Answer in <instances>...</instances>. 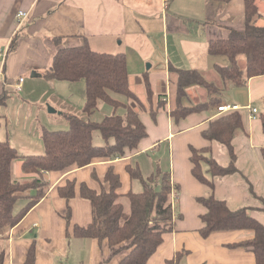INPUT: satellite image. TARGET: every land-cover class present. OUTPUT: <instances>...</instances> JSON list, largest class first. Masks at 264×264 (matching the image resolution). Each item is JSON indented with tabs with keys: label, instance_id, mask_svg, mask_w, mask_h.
<instances>
[{
	"label": "crops",
	"instance_id": "0c3cea01",
	"mask_svg": "<svg viewBox=\"0 0 264 264\" xmlns=\"http://www.w3.org/2000/svg\"><path fill=\"white\" fill-rule=\"evenodd\" d=\"M256 1L260 14L257 23L264 26V0ZM245 2L168 0L165 4L163 0H0V54L3 55L0 58V140H8L21 154L44 153L36 141L42 139L44 144L43 133L51 130L42 117L47 103L65 117L74 113L71 107L75 105L84 112L85 80L70 83L44 75L53 65L55 53L60 48L80 46L87 41L95 51L123 52L127 55L130 80L132 69L135 75L143 78L144 85L145 77H149L153 90L151 71L154 59L158 61V57L166 63V73H163L166 80L172 79L170 68L193 69L205 77L208 74L206 79L219 88L210 93L201 85L187 87V96L182 103L186 102L185 98L189 102L206 98L204 101L215 100L217 103L178 120L170 115L175 98L170 84L166 92L156 98L154 95L155 106L159 97L167 103H161L155 118L149 109L136 107L148 132L137 149L115 160L96 159L81 168L73 166L65 171H45L44 175L51 181L48 194L11 229L8 237L0 239L3 264L23 263L33 241L37 245L35 264H101L104 259L108 260L107 264H117L120 256L112 257L113 249L106 240L100 245L95 239L78 237L72 232L75 223L86 226L91 221L92 205L82 198L79 186L86 182L100 191L101 185L92 176L93 172L103 180L112 165L121 176L119 192L143 190L141 181L127 173L129 163L138 164L145 177L154 174L158 168L168 171L172 181L181 188L178 199H174L177 202L174 230L165 233L164 242L147 264H167V259L183 249L189 251L183 258L185 264H255L256 256L252 251L228 246L253 237V230L217 231L207 238L201 236V215L207 207L197 199L214 194L226 200L232 209L251 207L250 214L264 224V128L261 120L264 110L257 104L264 103V76H254L240 86L225 82L217 68L230 65L231 59L226 55H210L208 45L211 39L229 37L231 29H244ZM25 10L30 15L20 26L17 13ZM237 58L242 66L246 64L244 54ZM33 72L37 76L33 77ZM66 93L69 98L65 97ZM190 103L188 105L198 104ZM227 103L239 105L238 111L243 115V125L236 130L232 141L238 170L212 176L214 184L210 187L192 173L191 147H210V155L221 165L229 166L232 158L227 146L203 135L214 119L227 114L218 112V106ZM253 108H257L256 117L252 114ZM96 112L91 116L86 114L85 119L100 120V116H95ZM94 134L95 142L102 143L101 134ZM12 165L14 171V162ZM16 165L14 179L23 175L21 160ZM204 169H208V164L207 168L204 164ZM73 179L77 180V195L69 203L72 224L68 228L65 218L68 202L57 188ZM75 239L80 242L78 255L72 261L71 246Z\"/></svg>",
	"mask_w": 264,
	"mask_h": 264
},
{
	"label": "trees",
	"instance_id": "16d2710c",
	"mask_svg": "<svg viewBox=\"0 0 264 264\" xmlns=\"http://www.w3.org/2000/svg\"><path fill=\"white\" fill-rule=\"evenodd\" d=\"M245 1L244 29H231L229 37L211 39L208 44L210 55H226L231 59L230 65L217 69L225 82L229 81L235 86L246 83L254 76H264V26L257 23L260 17L257 1ZM239 54L246 57L244 66L238 62ZM52 64L44 73L49 79L67 82L85 80L84 112L88 116L99 109V103L105 102L114 109L110 115L101 117L100 120L89 117L82 119L74 113L66 114L69 129L47 130L43 133V154H21L8 140H0V239L8 237L11 229L18 226L33 206L48 194L51 181L44 175L45 171H65L73 166L85 167L96 159L115 160L126 156L129 151L137 149L143 138L148 136L146 125L136 107L149 109L151 116L155 118L161 103L167 104L162 97L158 98L156 106L153 104L154 90L147 76L146 101L131 88L127 55L123 52L95 51L85 41L80 46L58 49ZM170 73L173 75L170 81L172 88L174 85L175 95L174 105L170 108L172 117L179 120L217 103L215 100L201 101L197 105L182 103L189 86L201 85L210 93L219 88L210 83L199 70L170 68ZM2 99H6L5 95ZM261 120L264 128V114L261 115ZM242 125L243 115L239 111H228L214 119L203 131L207 139H216L227 146L232 158L229 166L225 167L213 158L210 147H191L192 173L200 182L213 187V177L238 170L232 141L236 130ZM95 132L101 134L102 143L95 142ZM262 153L264 157V148ZM18 158L21 159L23 175L14 179L12 164ZM204 164H208L207 170L204 169ZM126 171L133 179L141 181L142 191L130 189L127 193L119 192L118 189L122 186L121 176L112 165L107 169L103 180L96 172L92 174L101 185L100 191L86 182L80 184V195L92 205L91 221L86 226L75 223L72 234L95 239L100 245L106 240L113 249L112 257L120 256L117 264H147L164 242L165 233L174 230L176 216L173 193L180 192L181 188L172 181V175L168 171L160 168L148 177L142 175L138 164L129 163ZM76 185L77 180L73 179L57 188L68 202L65 216L68 228L72 224V207L69 203L77 195ZM20 196L29 199L15 212L14 205ZM197 199L207 207V211L201 215L203 225L199 232L202 237L207 238L217 231L253 230V237L232 242L228 246L252 251L256 256L255 264H264V224L250 214L251 207L232 209L226 200L214 194ZM66 234L70 235L68 229ZM36 248V241H33L21 264L36 263ZM188 253L185 249L178 250L166 263L185 264L183 258ZM3 262L4 254H1L0 264ZM107 263V259L101 261V264Z\"/></svg>",
	"mask_w": 264,
	"mask_h": 264
},
{
	"label": "rangeland",
	"instance_id": "374dc122",
	"mask_svg": "<svg viewBox=\"0 0 264 264\" xmlns=\"http://www.w3.org/2000/svg\"><path fill=\"white\" fill-rule=\"evenodd\" d=\"M259 1V0H258ZM261 1V0H260ZM259 1V2H260ZM261 3V2H260ZM155 61V64H154V68L152 69L151 72H153V75H154V95H155V98L158 97V95L162 92H166V88L169 86L170 88V79L169 80H166L163 73H166L165 69H166V63L164 61L163 58H159L158 57V61H156V59H154ZM150 64V63H149ZM152 64V63H151ZM130 74L132 76L131 80H130V85H131V88L133 90H135V92L138 94V96L140 98H143V99H146V90H145V85H144V81H143V78H140L139 76L135 75V73L132 71H130ZM206 77L209 78L208 74H206ZM78 82V81H77ZM71 83V82H70ZM68 83V84H70ZM79 85H83V84H79ZM200 88H202L201 86H199ZM204 88V87H203ZM173 89H174V85H173ZM205 91H206V88H204ZM207 92V91H206ZM172 95H173V91H172ZM187 96V95H186ZM65 97L66 98H69V94L66 93L65 94ZM124 99H126L125 97H123ZM206 98H201V99H198L196 101H190V102H193L195 104L198 103V101H204ZM186 100V104H191L189 101H187V98H185ZM192 100V98H191ZM189 102V103H187ZM257 104L260 106L261 109L264 110V103L263 102H257ZM12 109H14V106L11 107ZM50 108H53L55 109V107H53L52 105H49L48 103L45 105V107L43 108V119L47 122L49 128L51 130H56L57 129H64V130H67L69 129L70 127V123L69 121H67L66 117L64 114H62L61 111H58L57 109H55L56 113L55 112H51L50 111ZM73 112L77 115H79L80 117H82L83 119H85L86 117V113H84L83 111H81L80 109H78V107L75 105L74 107L72 106L71 107ZM112 110V106L107 104V103H99V109L97 110L96 112V115L97 117L100 116L103 117L105 114H110L109 112H111ZM4 126L7 125V123H3ZM37 144H39V146L44 150V144L42 142V139L38 140L37 139ZM33 150H37V149H33ZM21 159L18 158L16 159V161H14V171H13V177H16L17 175V169H18V166L16 165V163L18 161H20ZM156 165H157V162H156ZM205 168H207V164H205ZM180 193V192H178ZM29 198L25 197V196H20L17 200V202L15 203L14 205V208H15V212H18L19 209H21L22 206H24L26 204V202L28 201ZM178 198H176L177 200ZM176 200L174 201L175 202V207H176ZM127 204V203H126ZM179 207V205L177 206ZM127 208H129V204H127ZM177 210V209H176ZM44 223V222H42ZM37 231V229L35 230ZM91 240V239H90ZM90 240H86V241H90ZM79 242L80 240L79 239H75V241L72 242V246H71V255H72V261L75 260L76 256L78 255V246H79Z\"/></svg>",
	"mask_w": 264,
	"mask_h": 264
},
{
	"label": "built area",
	"instance_id": "2783aa9c",
	"mask_svg": "<svg viewBox=\"0 0 264 264\" xmlns=\"http://www.w3.org/2000/svg\"><path fill=\"white\" fill-rule=\"evenodd\" d=\"M168 0H163V3H167ZM30 15L29 11H20L19 13H17V21L18 23L20 24V26L22 24H24V21L26 18H28ZM2 54H0V58H2ZM21 81H23V79L21 78L20 79ZM21 85H18L17 87L20 88ZM240 109L239 105H236V104H231V103H227V104H221L218 106V112L219 113H223V112H228V111H238ZM252 110V114L255 115L256 117V112H257V108H253L251 109ZM178 196V192H174L173 193V202H174V199ZM174 205H175V202H174Z\"/></svg>",
	"mask_w": 264,
	"mask_h": 264
},
{
	"label": "water",
	"instance_id": "95a60500",
	"mask_svg": "<svg viewBox=\"0 0 264 264\" xmlns=\"http://www.w3.org/2000/svg\"><path fill=\"white\" fill-rule=\"evenodd\" d=\"M148 67H150V64L148 65ZM32 76H33V77L37 76V73H36V72H33V73H32ZM50 111L55 112L56 110L53 109V108H50Z\"/></svg>",
	"mask_w": 264,
	"mask_h": 264
}]
</instances>
